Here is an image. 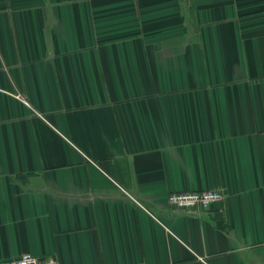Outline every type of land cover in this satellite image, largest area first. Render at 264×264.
Returning <instances> with one entry per match:
<instances>
[{
  "label": "crops",
  "instance_id": "0c3cea01",
  "mask_svg": "<svg viewBox=\"0 0 264 264\" xmlns=\"http://www.w3.org/2000/svg\"><path fill=\"white\" fill-rule=\"evenodd\" d=\"M222 191L209 209L171 193ZM264 264V0H0V262Z\"/></svg>",
  "mask_w": 264,
  "mask_h": 264
},
{
  "label": "built area",
  "instance_id": "2783aa9c",
  "mask_svg": "<svg viewBox=\"0 0 264 264\" xmlns=\"http://www.w3.org/2000/svg\"><path fill=\"white\" fill-rule=\"evenodd\" d=\"M222 191H192L171 193L168 197L169 204L177 210H207L214 203L224 200ZM0 264H60L57 258H39L32 254H24L18 259L2 261Z\"/></svg>",
  "mask_w": 264,
  "mask_h": 264
}]
</instances>
